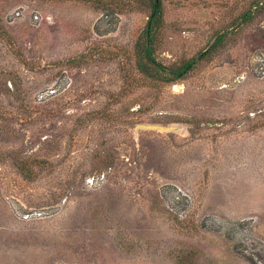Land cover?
<instances>
[{
	"label": "rangeland",
	"instance_id": "rangeland-1",
	"mask_svg": "<svg viewBox=\"0 0 264 264\" xmlns=\"http://www.w3.org/2000/svg\"><path fill=\"white\" fill-rule=\"evenodd\" d=\"M162 3L165 66L226 35L167 85L147 10L0 0V264H264V0Z\"/></svg>",
	"mask_w": 264,
	"mask_h": 264
},
{
	"label": "trees",
	"instance_id": "trees-1",
	"mask_svg": "<svg viewBox=\"0 0 264 264\" xmlns=\"http://www.w3.org/2000/svg\"><path fill=\"white\" fill-rule=\"evenodd\" d=\"M82 2L90 3L92 6L104 9L107 16H113L123 11L127 7L131 10L149 12V20L143 32V36L137 41L135 52V66L139 74L147 79H151L160 84H171L184 77L188 72L195 68V64L203 60L210 59L213 53L219 51L225 43L226 35H220L211 45L209 51L204 52L196 60H192L181 65L165 66L160 63L155 57L156 40L165 26L163 16L162 0H80ZM254 13H245L242 19L244 23H248L253 19ZM20 166V164H19ZM26 163H21L22 169L26 167ZM27 168V167H26Z\"/></svg>",
	"mask_w": 264,
	"mask_h": 264
},
{
	"label": "water",
	"instance_id": "water-1",
	"mask_svg": "<svg viewBox=\"0 0 264 264\" xmlns=\"http://www.w3.org/2000/svg\"><path fill=\"white\" fill-rule=\"evenodd\" d=\"M138 128L158 130V131H164V132H170L176 129L175 127H163V126H158V125H144V126H139Z\"/></svg>",
	"mask_w": 264,
	"mask_h": 264
}]
</instances>
